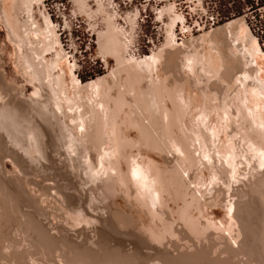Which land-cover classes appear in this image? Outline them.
Returning <instances> with one entry per match:
<instances>
[{
	"label": "bare ground",
	"instance_id": "obj_1",
	"mask_svg": "<svg viewBox=\"0 0 264 264\" xmlns=\"http://www.w3.org/2000/svg\"><path fill=\"white\" fill-rule=\"evenodd\" d=\"M74 2L102 18V29L91 27L105 61L115 60L87 83L43 0H0L26 82L0 72V157L29 178L50 177L41 197L38 180H17L1 162L0 264H264V52L245 19L180 44L175 29L186 20L166 4L165 43L138 59L129 56L137 15H127L128 33L111 3ZM200 41L206 51L183 56ZM162 71L183 76L170 82ZM232 81L235 95L218 103L213 92ZM239 175L247 180L238 186ZM43 196L65 223L51 226Z\"/></svg>",
	"mask_w": 264,
	"mask_h": 264
},
{
	"label": "rangeland",
	"instance_id": "obj_2",
	"mask_svg": "<svg viewBox=\"0 0 264 264\" xmlns=\"http://www.w3.org/2000/svg\"><path fill=\"white\" fill-rule=\"evenodd\" d=\"M43 1H44V4H43L44 6L43 5L41 6L40 11H45L46 14L49 16V18H51V20L53 21L54 26L57 28L58 35L61 38L62 47L64 48V51H65L66 55L68 56V60L71 62L72 65L74 63L76 64V68H75L76 76H78L80 78V80L83 81L84 83H87L91 80H95V79H98L101 77H105L108 74H110V72L115 68V60L110 58L108 63L105 61L103 56L100 54L99 48H98V34H97L98 30H97V28L93 27L94 28L93 29L91 27L92 24L95 25L96 23H98V25L100 26L99 29H102L103 28L102 18L98 17L97 18L98 20H96L97 22L87 19L85 16L78 13V8L75 5L74 0H43ZM102 1L105 4H108V2L111 3L109 5V8L111 11H113V13L117 14V17H116L117 23L120 24L119 26H122L123 28H125V30L128 31V33H131L132 31H131L130 23L127 21L126 17H127V15H131V16L137 15L136 16L137 17V24H136L135 33H134L135 41H134V44L132 47L133 49L130 51L129 56L133 55L134 57H136L138 59L139 58L143 59L146 56L152 55L153 52H157L158 50H160V47H162L163 43H165V39H166L165 38L166 37L165 28H166V26L162 23L161 20H159L158 10H160L166 4H172V3L175 5L176 13L181 14V16H183L186 20V28L185 29H187V30L183 29V25L181 23L179 25H177V27L175 29V33L177 35V39H178L180 44L183 40L184 41L190 40V38H193V36L195 37V39H197L200 35H203V33H211L213 31H215L217 28H219L220 26H223V25L229 23L230 21L237 20L239 18H244L248 27L250 28L251 32L256 36V38H257V40H258V42H259V44H260V46L264 52V32L260 31V29L257 25L259 20L258 21L256 20V18L258 16L259 19H262V22L264 23V0H218L221 2L222 6L218 7V11L220 12V14L217 15L218 18H216L215 20L212 18V13H214V14H218V13H216L217 12L216 7L215 6L213 7V5L211 4L212 0H201L202 6L200 5V7H199V4H197L198 3L197 0H102ZM254 1H256V2L254 3ZM97 2H98V0H88L89 6L93 10L97 9ZM257 2L259 3V5H262V7H260L257 4ZM249 3H252L254 5V7L258 8V9L253 8L254 9L253 10L251 8H248L247 5ZM209 4H210V7H209ZM194 8H195V10H194ZM34 11H35L34 12L35 18L38 21H40L42 18L40 19V14H39L40 12H39V9L37 6H35ZM194 11H196V12H194ZM256 12H259V15H257ZM65 18H67V20L69 22L74 24V29H76V28L83 29L85 35L87 36V44H86L87 47H86V49H84L85 55L87 53V56L76 54L74 42L77 41V39L73 38L71 36V34H69V32H66L67 27H66ZM164 20H165V22H168L166 17L164 18ZM77 24H78V27H76ZM188 31H189V33L191 32L190 33L191 35L188 33ZM73 34H74V36L76 35L75 31H73ZM197 44H199V45H197V46H199L198 49H192V50H190V49L182 50L181 49L183 52V56H184V52H185V54H187V53H193V52H197V51L203 52V51L207 50V49L206 50L202 49V48L207 46L205 42L200 41V42H197ZM202 44H204L203 47L202 46L200 47V45H202ZM186 51H188V52L186 53ZM180 56L182 57V55H180ZM86 57H87L88 62L84 63L83 59H86ZM15 60H16L15 51H14L11 43H9L7 30H6L5 26H3V24L0 21V70H1L0 72H1V74H4V76L6 78L3 75L2 76L5 78V80L8 83H12L15 85H16V83H17V85L18 84L23 85V83L26 84L24 79H22V76H20L19 70H18L17 66L15 65ZM234 65H232V66H234ZM246 66L247 65H245V68H246ZM234 67L237 68L238 67L237 64ZM180 71L181 70H179L178 72H180ZM175 72H173V71L168 72L167 71L164 73L162 71V73H164L163 75H165L167 77V79L170 80V82H171V80L173 82V80L180 78L179 75L181 73L183 74V72H181V73L176 72V74H175ZM236 72L239 74H237ZM235 73L237 74V76L240 75V72L238 69H235ZM198 78L202 81L203 84L204 83L206 84L207 79L205 77L202 78V76L200 75V76H198ZM235 78H236V76H235ZM67 82H68V80H67ZM212 82H214V80H212ZM225 83L226 82L223 83V86L221 84V86L223 88L225 87L224 89H226L227 92L222 87L221 88L219 87L220 92H221L220 94H219V89H217L218 87L216 88L217 91L213 92V93H216L215 94L216 100H218L219 97H221L220 98L221 100L219 99L220 101L218 100V103L222 102L223 99L226 100L224 97L226 94H227L226 98L231 99L232 96H234L236 93L235 86L232 87L234 85V84H232L233 81L231 83L227 82L226 84H228V85H226ZM203 84H202V86H203ZM210 84H212V83H210ZM229 84H230V87L226 88L229 86ZM29 88L30 87H28V89H27V93L30 94L31 91H29V90H32V88H30V89ZM230 88H232V89H230ZM0 93L4 95L1 88H0ZM3 95H1V96H3ZM222 97H223V99H222ZM216 100H214L215 103H217ZM191 109H193L192 110L193 113L191 111L189 113L196 114L199 108H191ZM194 118H196V117H194ZM233 137L236 138L235 139L236 141H238L240 139V138H238V136L237 137L233 136ZM237 138H238V140H237ZM236 143H239V146H240V144L242 142L240 140L239 142H236ZM136 151L137 150L134 149L133 153ZM135 155L137 156L136 158H140V154L138 151H137V154H135ZM196 155H198V152L196 153ZM1 158H2V156L0 157V166L3 168V166H4L3 164H4V162H6L5 163L6 166L4 168L5 169L4 171L8 175L10 173V175L17 178V180L18 179L19 180H25V179H28L30 177L29 176L30 174L27 176H26V174L22 175L23 173L20 174L19 172H21V171H19V169L17 167H14L15 165H13V163L11 161H9V160L3 161V158L2 159ZM1 162H3V164ZM239 167L244 168V165L243 166L239 165ZM34 172H33V175H36V176H34V178H33V175L31 173L32 179L31 178H29V179L34 180V181L38 180L37 182H38V185L40 186L39 190L40 189L41 190L39 191L38 187H35L36 191L35 190L34 191L36 193L35 192L34 193L35 194L38 193L37 195L42 197V194H43L42 191H45V189L47 187L46 185H48L50 183V181L48 180V178H50V177L47 176L48 177L47 178L48 181H47L45 172H48V171L43 172V175H42V171L38 172L41 174H38L36 171H34ZM241 172L243 173V171H241ZM21 177H22V179H21ZM24 177H26V178H24ZM244 179L246 181L247 176L239 175L238 180L240 182L237 179H236L237 181L236 180L235 181L233 180V181L236 185L239 186V185H243L241 182H245V181H243ZM235 184H234V187H236ZM209 188H211V186H209ZM44 198H45V200H44ZM44 198L42 199L44 205L42 202H40V203H42L43 206L42 205L41 206L43 208L45 207L44 209H46L47 211L50 209L49 210L50 212L48 211V213L50 214V216H49L50 219L48 218L47 221L52 220L51 226L55 225L57 223V221L60 223H65L63 218L66 217L68 214H66V212L64 213V211L62 212L60 209L58 210L56 205H54L55 202H52L53 199H51L50 197L49 198L44 197ZM47 200L51 201V202H47ZM45 201H46L47 205H45ZM100 204L103 205L102 201L99 200L97 205L100 207ZM48 205L51 208L47 207ZM52 207H56V208H52ZM56 209H57V211H55ZM99 210H102V209H99ZM58 211H59V213H58ZM52 212L53 213L55 212L54 215L52 214ZM57 216L59 217V219ZM61 216H62V218H61ZM65 220H67V217L65 218ZM58 261H59V259H58ZM38 262H40V260ZM42 262H44V260L41 261L40 264H44V263L45 264H48V263L52 264L50 261H48V263H46V261L44 263H42ZM31 264H33V263H31ZM37 264H39V263H37Z\"/></svg>",
	"mask_w": 264,
	"mask_h": 264
},
{
	"label": "trees",
	"instance_id": "obj_3",
	"mask_svg": "<svg viewBox=\"0 0 264 264\" xmlns=\"http://www.w3.org/2000/svg\"><path fill=\"white\" fill-rule=\"evenodd\" d=\"M212 2H213V7H214V6L216 7V9H217V13H218V15H219L220 12L218 11V7L222 6V5H221V2L218 1V0H212ZM248 6H249V7H254V5H253L252 3H249ZM251 9H252V8H251ZM256 20H257V21L259 20L257 25H258L260 31H263V32H264V23L262 22V19H259V17L257 16ZM77 25H78V24H77ZM75 34H76L75 36H76L77 38H79V43H81V45L84 44V48H85V46H86V44H87V36L85 35L83 29H78V28H76V29H75ZM84 56H87V53H86V55H84ZM83 61H84V63H87V62H88V61H87V57H86V59H83Z\"/></svg>",
	"mask_w": 264,
	"mask_h": 264
},
{
	"label": "built area",
	"instance_id": "obj_4",
	"mask_svg": "<svg viewBox=\"0 0 264 264\" xmlns=\"http://www.w3.org/2000/svg\"><path fill=\"white\" fill-rule=\"evenodd\" d=\"M211 4L213 5V2L211 1ZM209 7H210V4H209ZM218 14H214V13H212V18L215 20L216 18H218V16H217Z\"/></svg>",
	"mask_w": 264,
	"mask_h": 264
},
{
	"label": "flooded vegetation",
	"instance_id": "obj_5",
	"mask_svg": "<svg viewBox=\"0 0 264 264\" xmlns=\"http://www.w3.org/2000/svg\"><path fill=\"white\" fill-rule=\"evenodd\" d=\"M255 2H256V1H254V3H255ZM257 4L259 5L258 2H257ZM259 6L262 7V5H259ZM247 7H248V8H252V9H253V8H254V9H258V8H255V7H249L248 5H247ZM254 9H253V10H254ZM259 12H260V11H259ZM259 12H256V14L259 15Z\"/></svg>",
	"mask_w": 264,
	"mask_h": 264
}]
</instances>
